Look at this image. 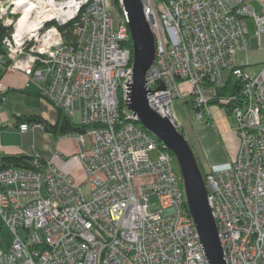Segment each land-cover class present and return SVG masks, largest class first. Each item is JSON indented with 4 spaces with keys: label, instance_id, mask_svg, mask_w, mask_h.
<instances>
[{
    "label": "built area",
    "instance_id": "1",
    "mask_svg": "<svg viewBox=\"0 0 264 264\" xmlns=\"http://www.w3.org/2000/svg\"><path fill=\"white\" fill-rule=\"evenodd\" d=\"M140 1L155 42L145 76L154 112L176 127L179 98L195 119H209L225 76L240 84L217 99L234 118L237 147L203 173L206 197L225 264H264V59L253 73L233 59L260 46L264 0L259 12L244 0ZM0 24V66L31 77L42 98L84 127L62 137L74 143L86 182L39 155L30 168L1 169L0 221L11 241L0 264H209L174 156L125 105L132 46L124 12L114 17L107 0H0ZM160 74L166 89L154 90ZM4 93L0 84V103ZM138 175L153 177L134 184Z\"/></svg>",
    "mask_w": 264,
    "mask_h": 264
},
{
    "label": "water",
    "instance_id": "2",
    "mask_svg": "<svg viewBox=\"0 0 264 264\" xmlns=\"http://www.w3.org/2000/svg\"><path fill=\"white\" fill-rule=\"evenodd\" d=\"M127 17L128 32L132 46V83L125 82V105L140 124L159 139L163 147L174 156L185 192L189 214L193 220L201 247L209 264H225L217 236L214 218L206 197L204 174L195 153L184 135L170 120L154 112L146 98L145 76L156 64L154 37L149 29L140 0H118ZM160 73V72H159ZM159 86L165 90L161 74Z\"/></svg>",
    "mask_w": 264,
    "mask_h": 264
},
{
    "label": "rangeland",
    "instance_id": "3",
    "mask_svg": "<svg viewBox=\"0 0 264 264\" xmlns=\"http://www.w3.org/2000/svg\"><path fill=\"white\" fill-rule=\"evenodd\" d=\"M107 5L114 17H117L120 13L115 4L114 0H107ZM248 19V18H247ZM251 19V18H249ZM250 35L252 29H249ZM261 47L259 49H247L245 51H237L233 55L234 61L241 62L246 65V70L248 72H255L258 69V65L261 62V53L264 50V35L261 36ZM257 51V52H256ZM1 73V70H0ZM3 76V75H2ZM2 85V84H1ZM3 86V85H2ZM27 91L36 90L33 85H28L26 87ZM190 91V86H182L180 88V93L182 96L187 95ZM211 88H203L204 94H209ZM19 104L17 109H14V103ZM209 109V119L205 120H197L191 114L193 112L188 107L187 103L182 102L179 98L175 99L171 103V113L174 118L177 120V130L180 131L184 137L187 139L189 144L191 145L193 152L196 155L198 163L202 169V172L205 174L209 170V167L217 168L224 166L223 164H227L230 156L233 154L236 145V136L232 131L234 126V118L231 114L228 113L225 106L219 105L216 103H211L208 105ZM17 111V112H15ZM28 113H39L42 114L43 117L55 120L57 119V109L51 106L44 98H39V103L34 104L29 102L27 96L25 94H20L15 90H9L7 93L6 101L0 106V124L2 126L6 125L7 127L2 128L0 132L3 134V137L8 139L11 144L16 146H20V148L28 147V152L35 153V149L39 150L43 149L45 145V140L43 137L39 135L25 136L20 133L17 128H14L15 115L17 114H28ZM208 120V121H207ZM73 122V120H72ZM204 124L206 129H212L213 132L221 138L222 142L226 145V149L229 151V155L227 157V161L225 163H217V164H206L203 160V155L201 151V138L203 135H208L207 133H202L201 130L197 129V125ZM32 125L28 126L29 130ZM4 132V133H3ZM12 133V134H10ZM17 133V134H15ZM203 134V135H202ZM38 144V145H37ZM42 147V148H41ZM44 150V149H43ZM0 152V156H1ZM176 163V162H175ZM178 177H180L179 170L177 168ZM153 176L152 175H138L133 178L134 184H142L146 181H149ZM83 186H86L83 184Z\"/></svg>",
    "mask_w": 264,
    "mask_h": 264
},
{
    "label": "crops",
    "instance_id": "4",
    "mask_svg": "<svg viewBox=\"0 0 264 264\" xmlns=\"http://www.w3.org/2000/svg\"><path fill=\"white\" fill-rule=\"evenodd\" d=\"M244 1L248 5H250L256 12L260 11V5H259L260 0H244ZM245 22H246V27H247L248 33L250 35L249 29H252L251 34L253 33V30H254L253 21H252V19L248 18V19H246ZM260 47L261 46L257 47L253 43V46L251 47V49H259ZM243 51H245V50H243ZM259 54H261L260 56H261V59H262L261 62H262L264 59V50ZM260 63L258 65V69H259ZM236 64L237 65H247V64H242L241 62H237ZM0 70H1L0 84H2L4 89H5V93H4L5 99L2 103H0V106L6 101L7 93L11 89L17 91L20 94H25L27 96V99L29 100V102H32L34 104L39 103L40 97L38 98L36 96V94H38V92H39V88H38L37 84L31 79V77L26 76L21 72L5 71L2 66H0ZM29 84L33 85L36 88V90L27 91L26 87ZM38 85H41V84L38 83ZM19 91H22V92H19ZM18 106H19V104H17L15 102L14 103V109H17ZM15 112H17V111H15ZM28 114H38L45 121H47L49 123H54L56 121V118H55V120H51V119L43 117V115L39 114V113H28ZM23 115H26V114H17V115H15V119H16V117H18V116L22 117ZM15 121H14V128H17V130L20 133H22L23 135L32 136L35 134V135H39V136L43 137V139L46 142L45 145L43 146L44 150L43 149L39 150L38 148H36L35 153L28 152L27 150H25V149H28V147L20 148V146H16L14 144H11L8 141V139L6 138V135H5V137H3V134L0 132V152L2 155L18 154V153H24V154H29V155H39L42 159H44L45 161H49V162L53 163L54 165H56L59 169H61L65 173L71 174L74 177V179L80 185H82V186H83V184L85 185V178H84L83 170L81 169L79 162H78V159L74 154L75 153V145L70 139L64 138L62 136L55 137L52 134H50V133L46 132L45 130L40 129L36 126H32L31 127V128H33L32 130L31 129L29 130V128H28L26 131H20L19 128L16 127V125L19 126L20 124L16 123ZM0 126H2V125L0 124ZM2 127L5 128L7 126L4 125ZM2 127H0V130L2 129ZM197 129L201 130L202 133L208 134V135L202 134L203 136L201 138V144H200L204 162L206 164H208V163L209 164L225 163L227 161L229 151L226 149V145L222 142L221 138H219V136H217L213 132L212 129H206L204 127V124L197 125ZM10 134H12V133H10ZM15 134H17V133H15ZM236 147H237V141H236V145H235V150H234L233 154L230 156V158H232L235 155Z\"/></svg>",
    "mask_w": 264,
    "mask_h": 264
},
{
    "label": "trees",
    "instance_id": "5",
    "mask_svg": "<svg viewBox=\"0 0 264 264\" xmlns=\"http://www.w3.org/2000/svg\"><path fill=\"white\" fill-rule=\"evenodd\" d=\"M114 2L117 5L119 13L121 14L122 10L119 6L118 0H114ZM5 34H6V28L0 24V52H3V48L1 47V39ZM65 35L68 40L71 39L70 31L68 29L67 31H65ZM128 45L131 47V42H129ZM239 66H244V65H239ZM207 85L209 86V84ZM239 88H240V84L238 82L233 81L229 75L225 76L223 86L221 88H216V93L214 94L213 98L208 102L209 104L217 103V99L220 96H223L226 93L237 92ZM19 92H22V91H19ZM36 96L38 98L41 97L39 92L38 94H36ZM220 105L225 106L226 110L228 111V107L226 105L224 104H220ZM15 120H16L15 122L19 124H22V123H25L28 125L40 124L42 125L43 130L52 134L55 137H60L68 132H73V131L83 132L84 131V127L82 125L73 123L72 120L60 109H57V119L54 123H49L45 121L38 114H26V115H23L22 117L18 116L16 117ZM16 127H18V125H16ZM33 157H34L33 155L24 154V153L1 155L0 156V170L7 168V167H14V166L30 168ZM40 159H41L40 161L43 162L44 159H42L41 157ZM10 241H11L10 235L7 232V229L4 227V225L0 221V247L8 246Z\"/></svg>",
    "mask_w": 264,
    "mask_h": 264
},
{
    "label": "bare ground",
    "instance_id": "6",
    "mask_svg": "<svg viewBox=\"0 0 264 264\" xmlns=\"http://www.w3.org/2000/svg\"><path fill=\"white\" fill-rule=\"evenodd\" d=\"M26 16V13H25V15H24V17ZM175 119V118H174ZM176 120V119H175ZM177 121V120H176Z\"/></svg>",
    "mask_w": 264,
    "mask_h": 264
}]
</instances>
